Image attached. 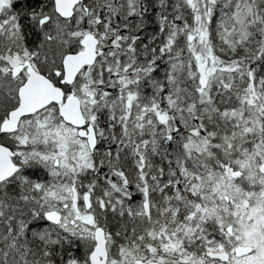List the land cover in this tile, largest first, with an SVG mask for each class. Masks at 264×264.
<instances>
[{"label":"snow or ice","instance_id":"6c2138e0","mask_svg":"<svg viewBox=\"0 0 264 264\" xmlns=\"http://www.w3.org/2000/svg\"><path fill=\"white\" fill-rule=\"evenodd\" d=\"M0 264H264V0H0Z\"/></svg>","mask_w":264,"mask_h":264}]
</instances>
